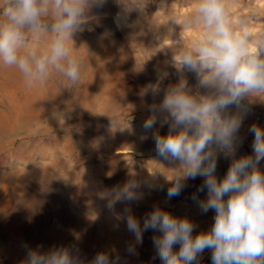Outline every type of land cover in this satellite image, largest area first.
I'll use <instances>...</instances> for the list:
<instances>
[{
	"label": "rangeland",
	"instance_id": "1",
	"mask_svg": "<svg viewBox=\"0 0 264 264\" xmlns=\"http://www.w3.org/2000/svg\"><path fill=\"white\" fill-rule=\"evenodd\" d=\"M131 2L107 0L75 35V53L83 60L75 89H66L58 74L44 88L29 89L17 68L0 64V264H24L28 248L38 246L42 251L76 248L82 264H90L102 251L119 255L121 264H160L151 261V238L159 234L151 230L137 245L138 255L125 253L126 244L134 241L126 221L119 218L125 207H131L142 224L159 205L199 225L193 235L210 230L214 223L215 212L202 213L190 198L204 182L201 177L188 180L180 196L167 200L166 189L178 165L158 160L150 134L145 138L142 129L151 115L145 106L154 102L151 88L179 82L173 39L180 36L190 44L202 34V26L183 29L169 21L175 17L181 24L196 0H149L144 13L127 10L124 4ZM226 2L234 21L252 14L249 30L264 32V0ZM164 73L168 75L161 79ZM185 75L195 90L194 75ZM257 95L260 100L245 101L252 112L242 134L252 123L264 129V95ZM114 110L119 117L112 127ZM54 112L65 113V123L63 114L58 122ZM155 130L167 134V127ZM253 139L246 136L237 157L253 155ZM229 165L218 158V180ZM259 167L264 171V161ZM130 179L147 180L153 189L142 187V200L117 203L110 211L103 193ZM199 199H207L206 189ZM200 259L201 264H212L211 252L205 251Z\"/></svg>",
	"mask_w": 264,
	"mask_h": 264
},
{
	"label": "clouds",
	"instance_id": "2",
	"mask_svg": "<svg viewBox=\"0 0 264 264\" xmlns=\"http://www.w3.org/2000/svg\"><path fill=\"white\" fill-rule=\"evenodd\" d=\"M106 3L0 0V64L17 68L29 89L44 88L55 74L66 81V89H75L83 60L75 53L74 37L88 23L89 14ZM148 3L133 0L124 6L144 13ZM176 19L169 21L183 29L202 26V34L190 44L180 36L173 39L171 51L179 82L163 89L151 88L154 102L145 106L151 115L143 121L142 129L145 138L150 134L157 159L178 165L166 189L167 200L180 196L188 180L201 177L204 182L190 198L202 213L215 212L214 223L210 230L193 235L199 225L159 205L144 216L142 224L131 207H125L119 218L134 234L125 253L138 255L137 245L143 244L144 233L151 230L159 233L151 238L152 262L201 264L203 253L210 251L212 264H264V171L259 167L264 161V129L252 123L242 134L244 121L252 112L245 101L260 100L257 94L264 95V32L249 30L252 14L234 21L226 0H196L181 24ZM116 22L119 27V16ZM186 73L194 75L195 90ZM61 114L65 123V113L54 112L53 116L59 122ZM118 117L114 110L112 127L118 124ZM157 127H167V134L162 135ZM248 134L254 137L253 155L237 157ZM218 158L230 161L222 180L216 175ZM142 187L153 189L147 180L130 179L105 191L108 209L114 211L117 203L142 200ZM205 189L207 199L200 200ZM176 245L178 250H174ZM41 249L28 248L24 264H82L76 248ZM90 264H121V257L102 251Z\"/></svg>",
	"mask_w": 264,
	"mask_h": 264
}]
</instances>
